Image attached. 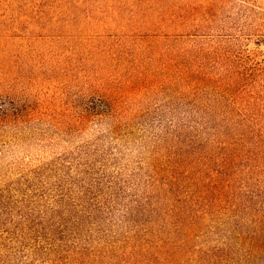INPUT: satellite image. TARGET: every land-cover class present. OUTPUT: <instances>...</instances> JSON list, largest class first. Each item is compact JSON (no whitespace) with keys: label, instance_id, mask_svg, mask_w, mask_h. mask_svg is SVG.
I'll list each match as a JSON object with an SVG mask.
<instances>
[{"label":"rangeland","instance_id":"1","mask_svg":"<svg viewBox=\"0 0 264 264\" xmlns=\"http://www.w3.org/2000/svg\"><path fill=\"white\" fill-rule=\"evenodd\" d=\"M229 59L264 67V0H0V253L264 264V171L193 153Z\"/></svg>","mask_w":264,"mask_h":264},{"label":"trees","instance_id":"2","mask_svg":"<svg viewBox=\"0 0 264 264\" xmlns=\"http://www.w3.org/2000/svg\"><path fill=\"white\" fill-rule=\"evenodd\" d=\"M254 66H238L234 59H229L225 84L228 91L223 94L214 91L207 105L197 107V112L205 116V122L200 123L199 127L203 135L200 141H203L204 146L193 150L196 157L207 154L209 161L214 157L213 162L221 156L227 160L237 159V166L241 168L264 171V67ZM217 82H221L216 83L219 89L225 87L221 79ZM240 201L229 206L235 218L239 217L244 209L253 210L254 207L252 200ZM262 213L264 214V211ZM178 217L183 220L182 216ZM169 221L175 224L172 220ZM261 230L259 233L264 235V223ZM11 247L22 251L19 246ZM261 250L260 244L255 251L259 254ZM43 251H32L33 261H38L36 256L42 255ZM84 255L85 252L81 251L71 260L67 258L68 262L57 260L53 261V264H75ZM263 257L264 253L259 258ZM18 259L14 253H0V264H25V260Z\"/></svg>","mask_w":264,"mask_h":264}]
</instances>
